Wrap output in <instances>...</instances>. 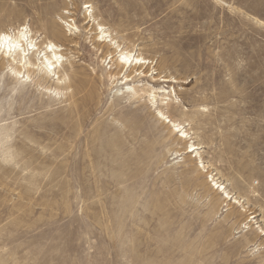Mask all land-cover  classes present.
Here are the masks:
<instances>
[{
  "label": "rangeland",
  "instance_id": "1",
  "mask_svg": "<svg viewBox=\"0 0 264 264\" xmlns=\"http://www.w3.org/2000/svg\"><path fill=\"white\" fill-rule=\"evenodd\" d=\"M17 26L64 65L0 56V264H264V0H0Z\"/></svg>",
  "mask_w": 264,
  "mask_h": 264
},
{
  "label": "bare ground",
  "instance_id": "2",
  "mask_svg": "<svg viewBox=\"0 0 264 264\" xmlns=\"http://www.w3.org/2000/svg\"><path fill=\"white\" fill-rule=\"evenodd\" d=\"M69 29L72 30L73 27H69ZM98 29L101 31V38L104 37V35L106 34L105 31L101 27H99ZM109 42L111 46L109 49L113 50L109 53L111 56V60L115 56H118L119 58V60H116L115 63L116 71L114 72V75L115 77H120L122 75L121 77L125 79V83L123 85H125L127 82L132 81V78L145 74L146 62L143 59L138 58L131 53H126L124 52L123 48H120V46L116 45V43H112L111 41ZM42 49L43 48H41L40 43L37 42V39L32 36L30 30H27V27L17 26L15 28L0 31V56L2 59L8 60L21 69L25 68L27 73L30 71L34 72V70L38 71L41 75L42 81H48L52 83L53 86L57 87L61 84L62 80L61 76L59 75L64 65L62 60V51L59 50V46L52 42H48L44 50ZM74 77H76L75 74ZM130 77L132 78L130 79ZM152 81L156 82L157 80L152 78ZM162 81L167 82L169 80L164 79ZM159 113L164 116V114H162L161 112ZM61 125L62 124H60V126ZM173 126L180 129L179 125ZM57 130H59V133L61 132L59 126ZM179 132L181 133L179 136V140H187L188 134L183 131V129H181ZM197 149L198 147H196L194 144L190 145L189 147H187L186 153H193ZM83 162L84 161L81 160V163ZM218 188H220V186L217 187V189ZM221 189L223 191L224 198L232 199L231 193L226 189V187H222ZM255 217L256 216H253L252 218L254 219ZM259 233L260 235H262V231L259 230L258 234ZM255 234L257 233L255 232Z\"/></svg>",
  "mask_w": 264,
  "mask_h": 264
}]
</instances>
